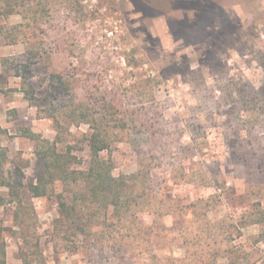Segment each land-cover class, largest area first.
<instances>
[{"label":"rangeland","instance_id":"obj_1","mask_svg":"<svg viewBox=\"0 0 264 264\" xmlns=\"http://www.w3.org/2000/svg\"><path fill=\"white\" fill-rule=\"evenodd\" d=\"M0 195L6 264H264V0H0Z\"/></svg>","mask_w":264,"mask_h":264},{"label":"trees","instance_id":"obj_2","mask_svg":"<svg viewBox=\"0 0 264 264\" xmlns=\"http://www.w3.org/2000/svg\"><path fill=\"white\" fill-rule=\"evenodd\" d=\"M90 155H91V161L90 166L87 171H79V170H73L70 172L69 170H66L65 166H62L60 164L59 159H56L53 161V170L63 174L62 177H68L70 178L71 175H74L73 181L74 182H83L87 187L90 188L91 193H100L98 197H101L102 200L105 202L102 207H107L110 204H113L115 207H118L121 202V207L123 205L124 199H127V191L124 189V183L126 182L121 180V191L118 187V180L114 177H112L110 172V163L108 160L102 158L100 156V151L105 149L106 146L101 144V141H90ZM86 190V189H85ZM34 196H40V195H34ZM81 198H83V204L81 207L77 208V206L73 204H67L66 202H62L61 208L62 211H69V216L66 217V220L70 223H74L75 216L84 211L85 208H87L86 201L88 200V195L86 194H80ZM97 196V195H95ZM97 197V198H98ZM20 199V195H0V207H2L4 204L9 203L12 206V203H16L17 200ZM21 202V201H20ZM102 202V201H101ZM103 203V202H102ZM20 207V206H19ZM17 208V207H16ZM123 208H121V216H124ZM85 222L83 223V227H81L80 232L84 233L87 231L88 228H90L89 221L91 219V216L89 214H86ZM72 226V225H71ZM38 258V257H37ZM24 264H38L33 263V259L30 258L28 254H23ZM0 264H6L5 261V251H3V254L0 255Z\"/></svg>","mask_w":264,"mask_h":264}]
</instances>
